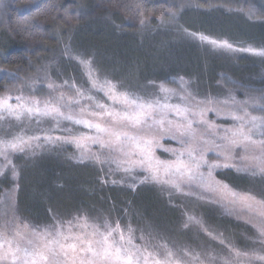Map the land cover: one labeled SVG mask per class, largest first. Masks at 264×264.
Listing matches in <instances>:
<instances>
[{
	"label": "rangeland",
	"instance_id": "rangeland-1",
	"mask_svg": "<svg viewBox=\"0 0 264 264\" xmlns=\"http://www.w3.org/2000/svg\"><path fill=\"white\" fill-rule=\"evenodd\" d=\"M10 1L0 0V26L3 16L7 15L4 12ZM186 2L187 0L177 1L174 11L186 6ZM187 10H179L167 19L160 20V28L149 30L150 26L141 24L135 28L136 32H115L110 40L104 35L107 29L103 27H81L67 40L61 41V45H68L67 54L62 45L61 51L60 48L54 49L49 59L25 72L22 77L11 73L8 76L13 81L3 88L0 96L10 95V103L15 104L17 95L42 99L49 93L57 95L63 91L67 96H75V89L71 87L73 84L87 91L90 84L87 82L86 69L77 59L79 57L91 60L100 79L107 78L117 83L121 91L148 96L159 94L161 83L178 91L186 87L197 99L211 96L218 101L230 100L232 97L237 101L248 100V111L258 117L264 116V111L259 107L260 103H264V95L254 96L263 90L245 88L246 92L243 87L233 83L238 80L233 73H253L260 69L239 68L234 58L244 55L257 59L264 57L239 51L238 49L249 47L242 44L229 42L237 50L227 51L190 37L188 33L192 32L188 27L191 23L184 21L183 17ZM210 22L218 34L213 36L215 38L208 36L212 39L225 40L219 38L229 33L239 36L240 27L236 19L220 21L216 16ZM203 29L209 31L206 26ZM45 65L47 73L37 71ZM223 71L227 75L220 73ZM215 76L220 82L214 81ZM181 77L186 83L182 84ZM65 81L68 83L65 84ZM52 82L58 86L55 92L47 87ZM231 84L237 86L233 88ZM88 94L108 103L101 92L93 90ZM253 101L257 102L255 106L251 103ZM171 102H179L178 97H173ZM90 103L93 102L82 99L80 105L73 104L72 109L78 112L81 105L87 106ZM229 108L230 105L223 106L219 115L208 112L206 118L221 128L231 127L235 122L228 115ZM4 115L5 118L0 120V139H11L14 135L22 134L25 137L37 136L39 140L34 141L33 147L24 152H10V163L0 156V225L13 217L38 229L57 221L62 222L67 229L69 221L77 225V218L83 217L87 218L89 224H102L105 220L114 224L118 221L125 232L130 226L136 238L135 243L146 245L155 258L163 260L170 251L173 255L169 259L178 264H224L225 259H233L231 248L250 255L253 252L264 255V245L260 242L259 234L248 222L249 214L228 210L223 204L210 200V194L201 189L185 187L183 192H177L168 185L143 180L147 173L140 168L132 173H125L106 160L101 163L90 158L79 159L81 149L74 143L64 142L63 139L50 143L46 139L48 136L55 139L94 134L84 125L64 119L57 123L50 117L17 121ZM262 138L264 137L258 130L255 139ZM37 143L41 146L35 147ZM160 143L162 147L155 150L156 155L161 159H171L170 153L164 149L179 147L177 142L165 137ZM88 148L91 153L106 152L99 145L89 144ZM49 149L54 150L53 152L66 151L63 154L73 163L68 166L67 171L59 173L47 170L52 162L50 157L53 158L54 155H45L43 152ZM237 152L240 150L237 149ZM255 154L259 155L258 152ZM241 155H235L228 161L229 167L215 168L213 176L238 192H249L258 199L264 198V177L259 173L252 175L251 169L245 170L249 162L242 160ZM101 159L104 160L105 157L101 156ZM207 159L209 163H225L215 152H209ZM227 170L233 174V177L226 176L228 182L217 177L219 172ZM202 171L206 174L207 167L202 168ZM103 172L104 175L101 176ZM238 174L242 175V178L238 177L242 185L236 188L229 181L234 182ZM190 192L193 194H189ZM201 195L203 198H200ZM41 213L45 214L44 220L48 222L35 226L38 223H33L34 219ZM189 217H194L201 223L189 221ZM73 231H79V228L74 227ZM141 236L144 237L143 240L140 239ZM240 259L247 264V257ZM252 264L264 262L253 259Z\"/></svg>",
	"mask_w": 264,
	"mask_h": 264
},
{
	"label": "snow or ice",
	"instance_id": "snow-or-ice-1",
	"mask_svg": "<svg viewBox=\"0 0 264 264\" xmlns=\"http://www.w3.org/2000/svg\"><path fill=\"white\" fill-rule=\"evenodd\" d=\"M140 15L143 17V13ZM146 20L147 17H143L140 23L143 25ZM26 24L29 29L39 31L38 25L27 21ZM188 35L213 48L237 50L227 40L212 39L202 33ZM238 50L264 57V47L249 46ZM68 52V45H65V53ZM77 59L86 69L90 84L87 91L73 84L71 87L75 89V96H67L63 91L57 95L49 93L42 99L17 95L15 104L10 103V95L0 96V120L5 118L4 114L17 121L32 117H50L57 123L61 119L74 120L94 134L55 139L48 136L46 139L50 143L61 139L74 143L81 149L79 159L90 158L101 163L106 160L125 173H132L136 168L143 169L147 173L143 180L168 185L177 192H183L185 187L201 189L210 194V200L223 204L228 210L249 214L248 222L256 229L264 245V198L258 199L249 192H238L213 176L215 168L229 167L227 162L242 154L241 159L249 162L245 170L251 169L252 175L259 173L264 177V138L255 139L258 130L264 137V116L258 117L248 111L250 101H237L234 97L218 101L211 96L197 99L186 87L178 91L163 83L159 85V94L141 96L121 91L117 83L107 78L100 79L91 60ZM37 71L47 73V65ZM181 82L186 83L183 77ZM47 87L55 92L58 86L52 82ZM93 90L103 93L108 103L88 94ZM173 97H178L179 102L172 103ZM82 99L93 103L81 105L76 112L72 105H80ZM251 103L255 106L257 102ZM225 105H230L228 115L235 123L221 128L208 120L206 113L219 115ZM259 107L264 111V103H260ZM165 137L179 145L164 149L170 153L171 159H161L156 155L155 150L162 147L160 141ZM38 140L37 136L25 137L22 134L0 139V156L10 163V152H24ZM89 144L99 145L106 152L91 153ZM40 146L35 144V147ZM209 152H215L225 163H209ZM257 152L259 155L255 154ZM101 156L105 159L102 160ZM205 166L208 169L206 174L202 171ZM13 174L16 175L15 170ZM77 220V225L69 221L67 229L59 221L38 229L20 222L16 217L6 219L0 225V264H178L169 259L173 255L170 251L161 260L155 258L146 245H137L130 226L125 232L118 221L114 224L107 220L102 224H89L86 217ZM80 220L83 222L80 223ZM189 221L201 223L194 217H189ZM74 227H78L79 231H73ZM230 254L233 259H225L224 264H244L241 257L248 258L247 264H252L253 259L264 262V255L256 252L250 255L231 248Z\"/></svg>",
	"mask_w": 264,
	"mask_h": 264
},
{
	"label": "trees",
	"instance_id": "trees-1",
	"mask_svg": "<svg viewBox=\"0 0 264 264\" xmlns=\"http://www.w3.org/2000/svg\"><path fill=\"white\" fill-rule=\"evenodd\" d=\"M177 1L179 0H11L4 12L7 15L3 16L0 26V92L13 81L8 75L13 73L22 77L25 72L49 59L54 49L60 48L61 51L62 45L65 47L63 43L61 45V41L67 40L81 27H103L107 29L104 35L110 40V36L112 37L115 32L120 34L136 32L134 30L141 25L140 20L143 17H147L145 26H150L149 30H152L151 28H160L158 27L160 20L167 19L184 9H188L189 13L185 12L187 14L183 17L184 21L191 23L187 27L192 33L217 36L210 22L211 18L217 16L220 21L236 19L240 27L239 36L236 37L232 33L220 34L225 37L219 39L253 48L264 47V0H187L184 3L186 6L181 3L183 6L181 8L178 6L179 9L174 11ZM140 13H143V17ZM26 21L38 25L39 31L35 28L29 29ZM203 26L208 27L209 31H205ZM104 35L102 34V37ZM233 60H236L239 68H260L253 73L250 71L233 73L240 84L234 81L233 83L247 90H263L254 95L262 97L264 59L244 55ZM215 80L220 82L216 76ZM231 85L233 88L237 86ZM238 95H241V92H238ZM53 151L49 149L43 152L45 155L49 153L54 155L53 158L50 157L52 162L47 170L59 173L67 171L68 166L73 163L63 154L65 150H55L58 153ZM103 175L104 172L101 176ZM227 175L233 174L227 170L219 172L217 177L228 182ZM238 177L242 178V175L238 174L235 177V183L229 181L231 186L241 187ZM44 219L45 214L41 213L33 223H38L35 226L47 223L48 220Z\"/></svg>",
	"mask_w": 264,
	"mask_h": 264
}]
</instances>
